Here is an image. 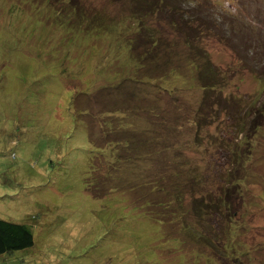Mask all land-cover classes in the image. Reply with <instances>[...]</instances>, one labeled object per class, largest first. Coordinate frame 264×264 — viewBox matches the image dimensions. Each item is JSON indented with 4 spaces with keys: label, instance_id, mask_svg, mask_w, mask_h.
<instances>
[{
    "label": "rangeland",
    "instance_id": "obj_1",
    "mask_svg": "<svg viewBox=\"0 0 264 264\" xmlns=\"http://www.w3.org/2000/svg\"><path fill=\"white\" fill-rule=\"evenodd\" d=\"M68 1L127 26L140 12L138 24L152 30L160 46L141 43L136 25L135 53L159 51L160 65L166 60L182 73L164 85L174 93L158 90V84L135 90L147 103L129 99L131 82L123 88L128 92L108 91L109 71L117 63L129 68L127 56L108 50L114 44L127 53L125 34L111 38L113 44H91L103 35L64 27L68 36L92 39L83 50L54 32L56 14L46 0H0V218L31 222L35 238L32 249L0 256V264H264V120L252 127L249 117L245 129L237 121L246 104L264 103V0H155L158 9L151 13L138 9V0ZM174 2L181 16H196L197 32L170 12ZM148 64L139 73L151 71ZM195 65L197 76L202 72L205 81L216 83L211 89L189 80ZM125 76L135 78L131 71ZM137 106L152 108L144 113L155 114L154 130L150 116L125 120L123 112L114 113ZM117 118L124 128L138 125L133 136L152 152L118 170L120 179L112 183L117 188L140 183V175L164 176V186L178 179L185 185L183 206H189L201 193L219 195L220 178L230 170L238 182L222 180L219 205L198 199L194 220L183 216V206L170 217L161 209L144 213L133 206L147 195L144 189L127 198L118 192L93 197L86 179L97 149L89 138L105 146L107 120ZM150 132L168 144L165 151L147 141ZM241 153L244 161L236 166L235 154ZM97 164L99 185L106 172ZM178 171L181 177H170ZM198 177L192 197L189 184ZM198 223L210 228L205 240Z\"/></svg>",
    "mask_w": 264,
    "mask_h": 264
},
{
    "label": "trees",
    "instance_id": "obj_2",
    "mask_svg": "<svg viewBox=\"0 0 264 264\" xmlns=\"http://www.w3.org/2000/svg\"><path fill=\"white\" fill-rule=\"evenodd\" d=\"M46 1L48 2V6L51 7L50 9L53 10L56 14L53 23L54 32L60 33V35L63 36V39L65 41L75 44L76 46L84 47L83 50H85L86 49L85 46L89 44L88 41L92 40V39H87L88 33H93L97 38L103 35L101 38L91 42V44H95L96 42L99 41H102L104 43L107 41V44L110 43L113 44V40L111 38H113L114 36H117L118 38L120 37L122 38L123 35L125 34L126 37L123 38L125 39L124 42L128 41L127 53L123 51H118V49L115 48L114 44L112 48H109L108 50L113 51L114 54H116L117 52L119 58L122 57L121 55H125L124 57L127 56V63L129 64V68L127 70V68H124L122 65L117 63V68H113L112 70L109 71L108 77L110 76L112 79L109 77L110 81L108 82L107 85H105L108 91L112 89L115 90L114 92H119V91L128 92V90L123 88L128 82H131L132 83L131 87L128 86V88L130 89L129 99L132 98L135 100V98H138L143 103H147L148 97L145 98L143 96L140 97L136 96L135 93H138V91L135 90L142 88H144L145 90L151 89L148 86L158 84L159 85L158 90H161L164 93H166L167 91H169V93L172 92L174 93L176 91L172 89L168 90L164 85L169 81H172L173 79L177 78L179 75H181L182 73L181 71L178 70L176 71V68L173 66V64L169 65L166 60L164 61V65H160V63L158 62H160V60L162 61L163 59L157 58V56H161V53L159 51H154L153 53H150L149 50L148 51L146 50L145 54L143 55H137L135 53L133 46L136 44H140V42L143 43L146 41V43H149L152 46H156V47L160 46V40H156V36L154 35L153 31L148 29L147 27H144L143 24L141 26L138 24L140 22V19H142V17L144 16V15H140V12H137L135 13L134 16L131 15L129 17L130 20L129 22L131 23V20H134V24H130V26L128 24L127 26L122 22H116V21L110 22L108 20H105L104 16L100 13H94L90 15L91 13L84 11L83 8H81L78 4L74 2H69V1L64 2V0H46ZM55 4L58 5L59 7H55ZM136 5L138 6V9L143 8L144 13H149V12L151 13L155 11V9H158L155 0H138ZM171 6L172 9L170 10V12L173 11L174 15L181 18L180 24L183 25L184 27L186 25L189 26L190 31L192 33L197 32V29L194 26V19H193L196 18V16H189L186 15L185 13L181 16L179 12V6L175 2L172 3ZM64 27L68 31L75 29H82L81 32L82 33L86 32L87 35L85 34L84 36L81 33L82 36L79 37L78 39H75V37H72L71 35L70 36L67 35L66 29L64 30ZM134 28H136L135 32L136 31L139 32L137 33V35H140V40H141L140 42L138 41L137 37L135 38V40L133 39V37L136 36L135 32H132ZM128 29L130 32L129 33L130 37L126 34ZM197 57L199 56L195 55L193 58H197ZM112 59L114 61H117V59L113 56ZM147 59L149 60L148 67L152 68V70L151 71L149 70L148 73L141 74L139 72L142 68V64H145ZM195 67L196 65L192 67L193 71L191 75H188V73L186 72L189 80L194 81V79L196 80L197 78L198 81L199 80L205 81L202 72L201 73L198 72L199 76H197V72H196L197 67L196 69ZM163 68H165V70H163ZM129 71H131L135 77L133 80H129L125 76ZM206 72L211 73L212 71L208 67ZM215 84L216 83L205 81L204 85L205 87L210 88L213 87ZM131 88L134 90L133 91L134 95L131 94ZM108 91L104 90L105 93H107ZM141 94H145V93H141ZM246 106L247 108H249L250 111L246 108L243 116L237 119V121H239L238 124H241L239 126H241L242 129H245L247 126V119L249 117H252L254 118V120L253 121L250 120L249 125H252V127L254 126L257 127L256 120L261 118L264 120V103L260 107L259 106L256 107L255 103H248L246 104ZM75 107L77 108V105ZM156 108L157 107H154V110H157ZM200 108L201 106L199 107V110L197 109L195 112L197 115H200ZM147 109H152V108L146 106L141 109L139 108V106H137L136 108H134V110L120 111L118 109H115L114 113L123 112L124 115L123 119L125 120H130L131 117L133 118V120H137V118H139L140 120L150 116L148 123L150 124L151 129L154 130V126H155L154 122L157 121V119H155L154 113H149L148 115H146L144 112L147 111ZM200 117L201 115L196 118L197 123H200L198 121ZM118 120H119L118 118L116 119V121L107 120L109 123L110 132L104 140L105 146H99L96 144V142L91 141V139L89 138L91 144L97 149V152L96 154H94L93 161L90 166L91 173L89 177L86 179L87 180L86 185L89 192L92 194L93 197L97 199H101L105 196L111 195L113 192L122 193V195H124L127 198V196H129L130 194H135L136 193L135 191L137 189L140 190L144 189L147 192V195L143 197H137V201L140 203L133 204V206L142 209L144 213H148V214H151L150 210L152 212L154 211L157 212L160 211L161 209L162 215H165L166 217H170L171 214L175 212L174 210L176 208H180L179 206L182 207L183 205H185L184 201H182L184 199V196H182V194L184 193L183 187H185L182 181L177 179L176 182L174 183L170 181L171 185L164 186L161 182L162 180H164L165 178L164 176H158V180H159L158 181L157 179L150 178L149 175H146L145 177H141L140 175L138 177L140 183L133 184L132 186L129 185V183H127L126 187L120 189L117 188L115 184L112 185L113 182L115 183L117 179L118 180L120 179V177L116 178L119 169H130L136 164H140V162L145 161L147 155L148 157L152 156V152L149 150L146 143L144 144L146 145L147 151H143L140 148V144H142L141 140L136 139L133 136L134 133L137 134L140 132V130L137 129L139 126L137 125L136 127H134V125L132 124V127L127 126L128 128H124L123 127L124 123L118 122ZM163 125L165 124H162V126ZM145 138L147 139L148 142L157 144V146L160 149L165 147L164 151L168 147L167 143L163 142L161 139L154 137L153 133L151 132L148 135H145ZM237 157L240 158L239 162H237ZM243 161L244 159L242 158V153L239 154V156L235 154L234 163L236 166L242 164ZM100 162L103 163L102 166L104 167V171L106 172V175H104L105 180L102 181L101 184L97 185L96 180L98 176H94V173L101 172L100 167L97 164ZM182 169L184 171H188L187 169H184V167H182ZM231 172L232 171L230 170L223 177L220 178V182L217 187V190L220 193L219 195L214 196L205 193L199 194L198 195L199 197H196V199L192 200L189 206H183L184 208L188 209V211L185 212L183 216L190 217L188 218L190 220L196 219L195 215L197 213V208H198L197 201L200 198L205 197L206 201H208L209 203L211 201H215V203L219 205L221 200V197L219 196H222L219 186L222 180H229L230 182L231 181L238 182L235 181V178L234 176H232ZM180 175L181 173L178 171L176 174H174V172L171 173L170 177L173 176L174 179H176L178 177H181ZM198 180L199 177L197 178V182H192L189 184L192 197H194L193 195L195 194V189L197 191L200 187V182L198 183ZM95 182L97 186H95ZM165 187H167L168 189ZM98 191L101 192L99 193ZM225 196H227V193L225 194ZM217 198H220V200H218ZM226 199H228V197H226ZM224 202L228 203V201H224ZM205 203L206 202L202 201L201 204H205ZM204 207L207 208V204H205ZM217 214L219 213L215 214V221L217 224L221 218H226L228 216V213L226 212L224 214L220 213L221 218L218 219L216 218ZM198 224L201 226V228L202 225H205L202 223H198ZM201 234L204 236L201 237V240H205V237H208L210 235L209 226L208 229L202 228ZM34 240L35 238H34V232L32 229L31 222L29 221L19 222V221H14L12 219L9 220V219L0 218V256H11L16 252H22L32 249L35 245Z\"/></svg>",
    "mask_w": 264,
    "mask_h": 264
}]
</instances>
